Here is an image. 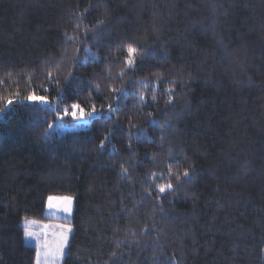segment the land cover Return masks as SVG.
<instances>
[{"label": "trees", "instance_id": "trees-1", "mask_svg": "<svg viewBox=\"0 0 264 264\" xmlns=\"http://www.w3.org/2000/svg\"><path fill=\"white\" fill-rule=\"evenodd\" d=\"M50 197L63 264H264V0H0V264Z\"/></svg>", "mask_w": 264, "mask_h": 264}, {"label": "rangeland", "instance_id": "rangeland-1", "mask_svg": "<svg viewBox=\"0 0 264 264\" xmlns=\"http://www.w3.org/2000/svg\"><path fill=\"white\" fill-rule=\"evenodd\" d=\"M133 64L134 62H132L131 65ZM38 101H40L41 103H46L45 101ZM73 112H75V115L73 116L77 118V121H79L80 123L79 126H74L70 128L66 126L57 125L55 127H57V129L60 128V131H63L68 129H78L79 127H86V125H89V120L84 117V113L82 111L75 108ZM52 205L53 207L50 208L48 204L46 213L48 217L54 216V214L58 216L62 215L66 217V220L71 222L70 220L73 219L74 215L75 199L71 197H54L52 198ZM49 218L50 220L46 222L27 221L25 223V227L34 234L31 237H26V243L28 245L35 246L37 249L40 250L41 264H63L74 228L73 225L69 222L60 221L61 219H51V217ZM64 236H66L67 239L64 242L63 251L62 253L57 254V246L63 241ZM45 252H51L53 254L48 261L44 260Z\"/></svg>", "mask_w": 264, "mask_h": 264}, {"label": "snow or ice", "instance_id": "snow-or-ice-1", "mask_svg": "<svg viewBox=\"0 0 264 264\" xmlns=\"http://www.w3.org/2000/svg\"><path fill=\"white\" fill-rule=\"evenodd\" d=\"M133 51H134V50L130 49V52H129L130 56H131V54H132ZM127 62L129 63V65H131L133 61H132L131 59H129ZM29 99H39V100H41V101L44 100L43 97H38V98H36V97H29ZM7 103H8V104H11L12 101H11V100H8ZM78 107H79L78 105H74V106H73L74 109H75V108H78ZM65 111H67V109H66ZM73 115H75V112H73ZM183 175H184L185 177L188 176V172H187V170H185V172L183 173ZM177 180H179V176H177ZM167 187H168V188H171V184H169ZM160 191H161V192H164V191H165V187H164V186H161V187H160ZM49 207H50V208L53 207V205H52V198H51V197L49 198ZM65 210H67V209H65ZM69 231H70V230H69ZM25 235H26V237H31V236H33L34 234H33L32 232H30V231L26 228V229H25ZM66 239H67V237L64 236V237H63V241H62L60 244H58L57 249H56V253H57V254L62 253V251H63V247H64V242L66 241ZM52 255H53V254H52L51 252H45V253H44V260H45V261H48V260L52 257ZM37 264H41V252H40L39 249L37 250Z\"/></svg>", "mask_w": 264, "mask_h": 264}, {"label": "crops", "instance_id": "crops-1", "mask_svg": "<svg viewBox=\"0 0 264 264\" xmlns=\"http://www.w3.org/2000/svg\"><path fill=\"white\" fill-rule=\"evenodd\" d=\"M49 217H51V219H52V218H55V219H61L60 221H63V222H69L68 220L65 219L66 217H64V216H62V215H61V216H58V215H55V214H54V216H49ZM62 217H63V218H62ZM70 221H71V220H70ZM69 223H70V222H69Z\"/></svg>", "mask_w": 264, "mask_h": 264}]
</instances>
